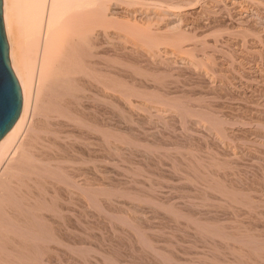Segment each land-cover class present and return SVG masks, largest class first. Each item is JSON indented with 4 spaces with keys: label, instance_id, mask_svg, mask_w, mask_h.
<instances>
[{
    "label": "bare ground",
    "instance_id": "obj_1",
    "mask_svg": "<svg viewBox=\"0 0 264 264\" xmlns=\"http://www.w3.org/2000/svg\"><path fill=\"white\" fill-rule=\"evenodd\" d=\"M106 1L4 0L0 264H264V0Z\"/></svg>",
    "mask_w": 264,
    "mask_h": 264
},
{
    "label": "water",
    "instance_id": "obj_2",
    "mask_svg": "<svg viewBox=\"0 0 264 264\" xmlns=\"http://www.w3.org/2000/svg\"><path fill=\"white\" fill-rule=\"evenodd\" d=\"M3 7L4 0H0V140L15 124L22 110V91L11 67Z\"/></svg>",
    "mask_w": 264,
    "mask_h": 264
},
{
    "label": "rangeland",
    "instance_id": "obj_3",
    "mask_svg": "<svg viewBox=\"0 0 264 264\" xmlns=\"http://www.w3.org/2000/svg\"><path fill=\"white\" fill-rule=\"evenodd\" d=\"M115 1H118V2H115ZM110 2H111V3H110ZM123 2H124V0H107V1H106V4H107L108 6H112V5H113V6H115V7H119V8H126V6H127L128 4L126 5V4L123 3ZM123 4H124V5H123ZM124 6H125V7H124ZM107 12H108V11H107ZM108 17H109V16H108ZM109 18H110V17H109ZM111 23H112V22L107 23L106 25L109 26V25H111ZM106 25H105V26H106ZM113 25H115V24H113ZM115 26H117V25H115ZM115 26H113V27L116 28V30L111 29V28H112V25L109 26L110 28L107 27V26H106L107 28H105V30L107 29V30H106V31H107V32H106V34H107V45H106V46H108V47H107V49H108V50H107L108 57L112 54V52L116 53V49H114V50H115V51H114V50L111 49V48H112V47H115V48H116V47L120 44V38H119V37H120V35H121V31H119L120 29H117V27H115ZM108 28H109V30H108ZM112 35H113L114 37H115V36H116V37L114 38V37H112ZM108 36H109V37H108ZM108 39H109V40H108ZM112 41H114V42H112ZM109 42H110V43H109ZM110 44H111V46H110ZM112 50H113V51H112ZM110 51H111V54H110ZM114 53H113V54H114ZM113 54H112V55H113ZM112 55H111V56H112ZM108 64H109V65H108V66H109L108 68H110V67H111V66H110V62H108Z\"/></svg>",
    "mask_w": 264,
    "mask_h": 264
}]
</instances>
